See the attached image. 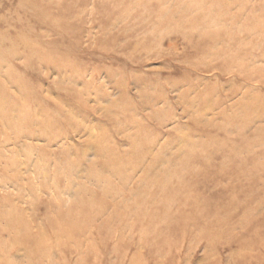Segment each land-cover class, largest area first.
<instances>
[{"label": "rangeland", "instance_id": "1", "mask_svg": "<svg viewBox=\"0 0 264 264\" xmlns=\"http://www.w3.org/2000/svg\"><path fill=\"white\" fill-rule=\"evenodd\" d=\"M0 264H264V0H0Z\"/></svg>", "mask_w": 264, "mask_h": 264}]
</instances>
